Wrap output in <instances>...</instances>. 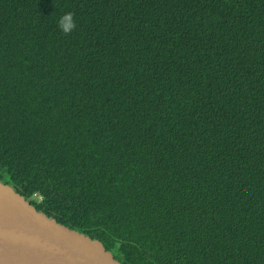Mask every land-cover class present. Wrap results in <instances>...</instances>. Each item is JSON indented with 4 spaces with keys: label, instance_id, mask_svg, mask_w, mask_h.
Listing matches in <instances>:
<instances>
[{
    "label": "trees",
    "instance_id": "obj_1",
    "mask_svg": "<svg viewBox=\"0 0 264 264\" xmlns=\"http://www.w3.org/2000/svg\"><path fill=\"white\" fill-rule=\"evenodd\" d=\"M0 182L124 264H264V0H0Z\"/></svg>",
    "mask_w": 264,
    "mask_h": 264
},
{
    "label": "water",
    "instance_id": "obj_2",
    "mask_svg": "<svg viewBox=\"0 0 264 264\" xmlns=\"http://www.w3.org/2000/svg\"><path fill=\"white\" fill-rule=\"evenodd\" d=\"M0 264H124L0 182Z\"/></svg>",
    "mask_w": 264,
    "mask_h": 264
},
{
    "label": "clouds",
    "instance_id": "obj_3",
    "mask_svg": "<svg viewBox=\"0 0 264 264\" xmlns=\"http://www.w3.org/2000/svg\"><path fill=\"white\" fill-rule=\"evenodd\" d=\"M57 27L65 35L71 34L77 27L75 22V14L73 12H65L59 17Z\"/></svg>",
    "mask_w": 264,
    "mask_h": 264
},
{
    "label": "built area",
    "instance_id": "obj_4",
    "mask_svg": "<svg viewBox=\"0 0 264 264\" xmlns=\"http://www.w3.org/2000/svg\"><path fill=\"white\" fill-rule=\"evenodd\" d=\"M38 200H40L41 198L39 196H37Z\"/></svg>",
    "mask_w": 264,
    "mask_h": 264
},
{
    "label": "rangeland",
    "instance_id": "obj_5",
    "mask_svg": "<svg viewBox=\"0 0 264 264\" xmlns=\"http://www.w3.org/2000/svg\"><path fill=\"white\" fill-rule=\"evenodd\" d=\"M36 198H37V196H36ZM38 199V198H37Z\"/></svg>",
    "mask_w": 264,
    "mask_h": 264
}]
</instances>
